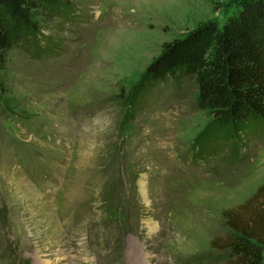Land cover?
Masks as SVG:
<instances>
[{"label":"rangeland","instance_id":"1","mask_svg":"<svg viewBox=\"0 0 264 264\" xmlns=\"http://www.w3.org/2000/svg\"><path fill=\"white\" fill-rule=\"evenodd\" d=\"M68 1L46 31L60 54L15 48L0 72V264H227L215 240L264 183V137L239 157L200 142L211 116L171 80L123 99L235 0Z\"/></svg>","mask_w":264,"mask_h":264},{"label":"trees","instance_id":"2","mask_svg":"<svg viewBox=\"0 0 264 264\" xmlns=\"http://www.w3.org/2000/svg\"><path fill=\"white\" fill-rule=\"evenodd\" d=\"M74 14L68 0H0V72L15 48L38 59L60 54V41L46 31L55 18L71 21ZM167 80L195 87L196 109L211 116L200 142L239 157L247 139L264 137V0H235L224 22L210 19L165 42L123 100L138 110ZM224 220L228 233L215 242L227 264H264V183Z\"/></svg>","mask_w":264,"mask_h":264}]
</instances>
